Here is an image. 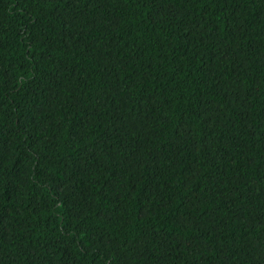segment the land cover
<instances>
[{
	"label": "trees",
	"instance_id": "1",
	"mask_svg": "<svg viewBox=\"0 0 264 264\" xmlns=\"http://www.w3.org/2000/svg\"><path fill=\"white\" fill-rule=\"evenodd\" d=\"M0 264H264V0H0Z\"/></svg>",
	"mask_w": 264,
	"mask_h": 264
}]
</instances>
